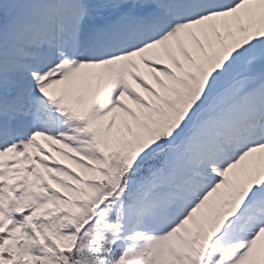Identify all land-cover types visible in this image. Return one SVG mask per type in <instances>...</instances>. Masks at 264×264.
<instances>
[{
	"label": "snow or ice",
	"instance_id": "6c2138e0",
	"mask_svg": "<svg viewBox=\"0 0 264 264\" xmlns=\"http://www.w3.org/2000/svg\"><path fill=\"white\" fill-rule=\"evenodd\" d=\"M0 264H264V0H0Z\"/></svg>",
	"mask_w": 264,
	"mask_h": 264
}]
</instances>
